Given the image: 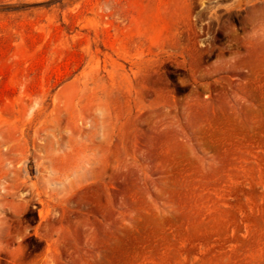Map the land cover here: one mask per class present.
Wrapping results in <instances>:
<instances>
[{
    "label": "rangeland",
    "instance_id": "rangeland-1",
    "mask_svg": "<svg viewBox=\"0 0 264 264\" xmlns=\"http://www.w3.org/2000/svg\"><path fill=\"white\" fill-rule=\"evenodd\" d=\"M0 264H264V0H0Z\"/></svg>",
    "mask_w": 264,
    "mask_h": 264
}]
</instances>
